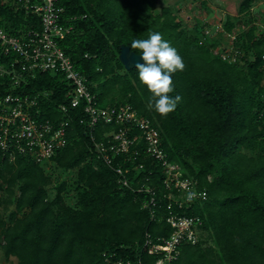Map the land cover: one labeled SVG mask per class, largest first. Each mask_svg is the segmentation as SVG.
<instances>
[{
	"label": "trees",
	"instance_id": "obj_1",
	"mask_svg": "<svg viewBox=\"0 0 264 264\" xmlns=\"http://www.w3.org/2000/svg\"><path fill=\"white\" fill-rule=\"evenodd\" d=\"M255 1L239 4V13L251 19L228 14L215 22L223 30L213 36L205 29L214 23L195 17L189 30L178 7L159 8L158 0L57 1L71 27L60 44L86 75L98 105L130 103L149 117L167 160L196 180V190H205L206 197L189 201L190 191L168 188L162 162L145 153L128 160V152H119L107 163L95 142L105 141L104 132L114 126L90 125L84 100L71 106L70 84L62 74L35 70L15 85L0 70V93L39 92V109H33L39 120L70 118L67 144L50 160L21 154L10 160L0 147V249L6 257L16 256L18 264H116L141 256L153 264L156 256L148 253L146 239L172 233L167 221L172 210L201 218L198 241L180 245L178 264H264V24L250 14ZM32 20L34 15L11 3L0 4V25L10 33L21 34ZM153 32L185 64L172 74L169 95L181 101L166 118L147 107L152 94L139 79L137 63L122 57L127 48L144 63L131 43ZM226 37L235 60L214 51ZM13 58L3 55L0 63L8 66ZM61 103L68 105L65 115ZM118 163L131 167V184L119 180ZM140 163L144 167L133 168ZM51 166L77 169L75 205L66 201L67 180L53 178Z\"/></svg>",
	"mask_w": 264,
	"mask_h": 264
},
{
	"label": "built area",
	"instance_id": "obj_2",
	"mask_svg": "<svg viewBox=\"0 0 264 264\" xmlns=\"http://www.w3.org/2000/svg\"><path fill=\"white\" fill-rule=\"evenodd\" d=\"M57 1L59 0H0V4L11 3L15 9L36 17V20L31 21V27L21 34H12L0 25V57L14 54L8 66L0 63L1 72L9 75L15 85L26 80L27 75L35 70L62 74L70 84L68 94L71 97V106H77L84 100V109L90 118V125L103 121L114 126L104 132L105 141L95 142L99 155L107 163L113 164L119 152H128V160H134L141 153H145L162 162L164 182L168 188L174 187L181 193L190 191L195 192L196 197H206L205 190H196V180L184 176L180 165L167 160L161 146L160 132L149 117L140 114L130 103L106 107L98 105L96 95L88 88L86 75L75 68L71 57L64 52L60 44V38L64 37L71 27L62 18L65 7L57 4ZM39 19L42 22L40 29ZM222 30L221 24L214 23L212 27L205 29V35L213 36ZM214 51L220 52L223 58L236 59L231 48L223 51L216 47ZM38 95L39 92L35 96L12 91L0 93V147L10 160H15L17 155L21 154L44 162L50 160L67 144L70 118L62 116L58 121L51 118L39 120L33 111ZM60 108L65 115L68 105L61 103ZM131 127L139 131L131 133ZM139 144L143 147V152ZM142 167L144 163L134 164L133 168ZM115 169L119 173L120 181L126 185L131 184V179L127 176L131 167L118 163ZM173 194L170 193L169 196ZM182 204L183 200L179 204L180 207ZM167 221L174 228L168 237L163 236L156 240L149 236L146 239L148 253L156 256L153 264H178L182 252L180 245L184 241H198L197 226L201 223L200 217L171 210ZM116 264L148 263L139 256L135 262L130 258L119 259Z\"/></svg>",
	"mask_w": 264,
	"mask_h": 264
},
{
	"label": "clouds",
	"instance_id": "obj_3",
	"mask_svg": "<svg viewBox=\"0 0 264 264\" xmlns=\"http://www.w3.org/2000/svg\"><path fill=\"white\" fill-rule=\"evenodd\" d=\"M131 48L139 50L144 61L137 63L136 68L140 81L152 94L147 107L166 118L181 101L180 96L173 98L169 94L174 91L172 74L185 69L184 61L159 32L150 33L148 39L133 40ZM195 197V192L187 195L189 201Z\"/></svg>",
	"mask_w": 264,
	"mask_h": 264
},
{
	"label": "rangeland",
	"instance_id": "obj_4",
	"mask_svg": "<svg viewBox=\"0 0 264 264\" xmlns=\"http://www.w3.org/2000/svg\"><path fill=\"white\" fill-rule=\"evenodd\" d=\"M206 5L202 0H158V7L162 5H173L180 9L179 16L186 23L189 30H192L195 23V17H198L202 23H215L223 21L228 14L238 15L242 20L251 19L244 13H239V4L242 0H205ZM264 0H256L251 8V15L256 16V20L261 25L264 24ZM224 45L217 47L228 48L231 46L229 39H224ZM50 170L54 173L55 179H66L68 191L66 192V201L69 204L75 205L78 199L77 190V169L65 171L58 166H51ZM0 264H18V258L14 255L6 257L4 251L0 249Z\"/></svg>",
	"mask_w": 264,
	"mask_h": 264
},
{
	"label": "water",
	"instance_id": "obj_5",
	"mask_svg": "<svg viewBox=\"0 0 264 264\" xmlns=\"http://www.w3.org/2000/svg\"><path fill=\"white\" fill-rule=\"evenodd\" d=\"M122 57L127 64L134 63V62L139 63V61H140L139 55L138 54H130V52H128L127 48L123 49Z\"/></svg>",
	"mask_w": 264,
	"mask_h": 264
}]
</instances>
